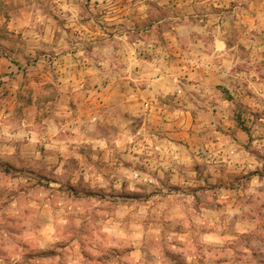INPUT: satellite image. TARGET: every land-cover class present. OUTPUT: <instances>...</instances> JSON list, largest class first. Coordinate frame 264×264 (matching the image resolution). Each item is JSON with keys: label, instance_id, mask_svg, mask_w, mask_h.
<instances>
[{"label": "clouds", "instance_id": "9594fccd", "mask_svg": "<svg viewBox=\"0 0 264 264\" xmlns=\"http://www.w3.org/2000/svg\"><path fill=\"white\" fill-rule=\"evenodd\" d=\"M187 2L191 5L194 0ZM51 3L59 6L62 16L71 12V25L80 19L82 9L79 5L86 0H51ZM236 3L237 7L230 15L221 17L212 14L211 8L213 5L227 8L228 0L223 4L220 0H199L197 7L206 9L205 14L209 16L206 24L202 21L193 24L186 18L180 20L169 16L173 29L168 33L171 41L168 46H156L155 39L129 43L131 38L126 32L118 35L115 41H97L91 34L86 37L81 32L77 58L86 66L92 85L99 86L97 91L102 93L110 89L125 93L123 98H112L113 107L122 109L117 120L118 134L104 131V122L113 119L108 110L97 111L85 119L82 113L75 114L65 108L56 115L50 114L42 124L35 123L36 116L43 119L40 112L25 111L21 117L0 110V163H16L37 180L46 178L45 173L50 177L53 169L60 182L71 178L76 185L83 176L85 183L76 189L79 194L88 195L84 188L89 185L100 186L104 191L98 195L111 197L115 189L121 199L116 204L111 199L73 202L42 190L39 194L36 191L27 195L21 193L10 208L0 211V248L12 253L20 242H26L45 249L61 238H67L65 233L78 235V230L86 228L91 236L83 239L86 245H92L88 250L94 256L100 255L99 250H94L100 245L121 251L134 249L130 257H124L131 264H161V240L172 242L177 238L184 248L173 245V250L183 252L188 264H198L201 259L204 264H216L217 261L264 264V218L260 215L264 213V180L253 175L251 182L246 184L245 177L233 175L231 181L239 191L221 194L219 203L226 205L223 211L213 212L201 207L198 212L197 206L205 197L202 192L195 194L198 185L204 184L209 177L213 186L224 181L231 187L228 173L237 170L254 173L257 168L264 167L241 146L247 145V135L240 133V143H237L229 131L234 125L225 128L221 123L243 110L252 126L251 147L264 151V139H259L264 136V67H261L264 62V55H261L264 53V3L259 6L258 0H236ZM100 4L104 7V0H100ZM108 4L111 5V0ZM137 6L141 15L151 12L144 0H137ZM233 17L234 24H229ZM221 19L225 21L223 24L219 23ZM48 23V16L41 8H34L23 22L25 30L32 34ZM234 31L248 41L250 55L245 56L238 47H229ZM67 38H62V47H66L63 40ZM48 39H51V31ZM84 44L91 45L90 52L85 51ZM170 48L177 49L176 60L170 57ZM69 67L73 65L70 63ZM66 76L67 79L62 78L65 93L71 90L78 97L87 94L80 81L69 86L73 76L67 70ZM218 83L228 87L245 107L241 109L237 103L224 99L216 91ZM106 84L107 88L104 87ZM141 88L150 100L131 109V116L138 119H123V113L128 111L124 102L134 99ZM171 97L175 98L177 107L167 117L168 123L153 121L155 113L150 115L149 110ZM27 103L24 101L22 106ZM193 110L198 113L194 128L197 138L187 146L171 144L168 132L173 125V116L179 117L185 111ZM57 117L60 119L53 125L52 121ZM64 117L68 118V123L63 122ZM218 129H223V134ZM88 148L92 149L93 162L100 159L99 153L103 151L107 171L103 166L92 167L79 155L81 149ZM70 158L79 161V166L66 168ZM124 162L129 166L125 167ZM198 174H202L204 180H198ZM18 183L27 184V181L12 182L7 186L16 189ZM169 184L179 185L182 191L192 194L169 197L163 203L156 199L147 204L122 202L143 197ZM3 186L0 183V187ZM52 187L58 188L60 184ZM235 196L241 198L239 203ZM166 209L169 219L183 224L184 235L177 237L172 232L162 237L159 228L145 227L146 221ZM5 213L16 218L17 223L12 227L20 229V233L12 238L4 231L8 226ZM74 247L76 251L72 256L75 259L69 257L68 264H80L82 260L79 244ZM149 253L154 260L148 259ZM11 259L19 261L21 255L16 253ZM0 264H5L4 257H0Z\"/></svg>", "mask_w": 264, "mask_h": 264}, {"label": "rangeland", "instance_id": "374dc122", "mask_svg": "<svg viewBox=\"0 0 264 264\" xmlns=\"http://www.w3.org/2000/svg\"><path fill=\"white\" fill-rule=\"evenodd\" d=\"M34 8H41L44 12H50V0H47V3H45V0H0V63H6V55L20 63V69L14 68L15 71H12L8 78L0 77V110H4L6 113L17 114L21 117L24 115L25 111L32 113L40 112L43 114V119H41L40 116H36L35 123L42 124L44 123V120L49 119V115L52 113L54 107L52 101L60 87V85H57L56 83L57 77L66 74V71H56L55 67H52V65H54L53 63H66L68 65L66 70L74 77L72 84L69 86L74 85L77 81H82L81 78L84 74L83 70L85 65L77 58L76 49L81 44V35L76 34L69 35L67 36V39L63 40L64 45L66 42H72V46L62 47L60 44L58 51L50 47L49 42L46 40L48 37L44 36V43L46 46H43L44 50L42 51H24L23 47L31 46H19L18 44L12 43L10 45H12L13 49L6 52V40H13L14 42L24 41V37L20 32H17V35L13 36L7 35L6 16H9L10 13L18 10L33 12ZM24 21L25 20L20 21L19 24H23ZM60 40L62 42V38ZM84 47L85 51H91L88 44H84ZM70 63L73 67H69ZM58 82L60 84L61 80H58ZM217 89L222 93L224 98L230 99L232 97L228 90L222 86H217ZM24 101H28V103L27 105L22 106ZM235 103H237L238 107H241V109L245 107L241 106L237 100ZM76 105L77 104L75 103H71L72 107H75ZM229 118H233L238 129L236 130L235 128V131H231L233 139H235L237 143H240L238 138L239 134H246L248 137L247 145L245 146L242 144L241 146L244 147L245 151L248 152L250 156H253L257 161L264 164V151L251 147L253 136L252 126L249 124L246 113L242 110L238 114H233ZM257 119H259L258 115ZM236 120H238L243 127H247L248 131L246 132L242 129ZM192 123H194V119ZM221 123L227 128V122L222 121ZM218 131L223 134V129H218ZM68 134L72 135V133ZM196 138L197 134L194 132V127L191 126L189 135L187 137L184 136L181 140L184 139L187 146L190 141ZM259 139H264V136L259 137ZM72 160L75 161V158L69 159L70 164L73 163ZM69 163L68 165H70ZM68 165L65 167L67 168ZM233 175L245 177L246 184L251 182L253 175H259V177L264 180V167L257 168L254 173L250 170H237L228 173V181L232 183L231 187H229L224 181H219L216 186H213L210 183L211 177H209L208 180L204 181V184L198 185L195 193L196 195H199V193L202 192L205 197L200 201V205L197 206L198 212L201 210V207L207 208L213 212L223 211L225 209L226 205L219 203L221 194L228 193L231 195L239 191L235 187V182L231 181ZM44 176L46 178L37 180L34 175H29L16 163H0V183L5 185L0 187V211H5L10 208L14 200L20 197L21 193L27 195L29 192L36 191L39 194L41 190L52 196L64 197L73 202L93 199L103 201L111 199L113 204L121 202L119 195L114 192L115 189L112 190V195L109 197L107 195H98V193L103 192L104 190H97L94 187L87 186L84 188V192L89 194L81 195L76 189L79 185H82V181L78 182L76 185L73 184L71 178L66 182H60L55 176L54 169L53 174L50 177L47 176V173H45ZM197 178L198 180H204L202 174H198ZM20 181H27V184L18 183L16 189H10L7 186L12 182ZM56 183H59L60 187L54 189L52 186ZM126 188L127 186L125 185V189ZM189 194L192 193L189 191H182L179 185L172 186L169 184L160 189H155L150 193H146L143 197L132 200L124 199L122 202L125 204H147L149 201L156 199L159 203H163L168 200L169 197L180 195L187 196ZM234 198L237 203L241 200L239 196H235ZM25 215H27V212H25ZM168 215L169 212L166 209L159 216H152L150 220L145 222V227L159 228L162 237L172 232H175L177 237L184 235L186 230L183 224L174 223L172 219L168 218ZM260 215L264 218V213H261ZM94 219H98V217H95ZM5 221L8 226L5 227L4 231L9 234L10 238L15 234L20 233L18 227H12V225L17 223L16 218L8 216L5 213ZM229 227H232V225H229ZM65 236L67 238H61L53 246L45 249H40L38 246L26 242H20L16 251L12 253L6 252L0 248V257H4L5 264H68L69 257L75 259V257L72 256V253L76 251L74 245L78 243L79 255L82 257L80 264H131L130 260L126 261L124 259L125 256H131L130 249L121 251L112 248H105L104 245H100L97 249H94L99 250L100 255L94 256L92 251L88 250L92 245H86L85 240L83 239L85 236H91V232L86 228L78 230V235H68L65 233ZM173 242L176 245L175 247L184 248V244L179 238ZM16 253L21 255V259L13 262L11 257ZM160 255L162 258L161 264H188L184 253L174 251L173 247L164 239L161 240ZM148 259L151 261L155 258L149 253ZM198 264H204V260H199ZM216 264H225V262L217 261Z\"/></svg>", "mask_w": 264, "mask_h": 264}, {"label": "crops", "instance_id": "0c3cea01", "mask_svg": "<svg viewBox=\"0 0 264 264\" xmlns=\"http://www.w3.org/2000/svg\"><path fill=\"white\" fill-rule=\"evenodd\" d=\"M151 10L150 13L146 15H141V9L137 6V0H111V5L108 4V0H104V7H101L100 0H96V3L93 4L92 0H86V3L80 4L79 6L82 9L81 17L75 24L69 23L71 17V12H67L65 15H60L59 6L51 3L50 0V12H45L48 16V24L41 25L39 30L34 34L29 33L23 27V24H19L20 21L26 20L32 12L16 11L6 16V28L8 30L7 35L13 36L17 35V32H20L24 37V41L14 42L13 40H6V52L13 49L12 43L18 44L19 46H31L23 47L24 51H42L44 43V38L48 37L49 31H51V39H46L49 42V45L52 49L59 50L61 44V38L69 35H81V32H84L87 37L88 34H91L97 41H115L116 37L121 33H127L131 38L129 43L134 42L135 40H148L151 41L155 39L156 46H168L171 41L168 39V33H172L173 26L169 22L168 17L174 16L178 17L180 20L187 19L193 24L203 22L206 24L208 22L209 16L205 14L206 9L198 8L199 0H194L193 4L189 5L187 0H167V3H164V0H144ZM220 3L223 4L224 0H220ZM264 3V0H258L257 6ZM237 7L236 0H228L227 8H217L215 5L212 6V14L219 15L224 17L230 15ZM243 8H247V5H241ZM5 19V18H4ZM225 21L221 19L219 22L223 24ZM235 17L231 21H228L229 24H234ZM175 35V33H173ZM45 36V37H44ZM158 37V38H157ZM159 39V40H158ZM122 44V42H121ZM248 41L240 37V33L234 31L233 39L229 42V47H238L241 53H244L245 56L250 55V49L247 48ZM66 46H72V42H66ZM74 46V45H73ZM88 47L91 49V45L88 44ZM119 47V45H117ZM108 55V53H104ZM169 55L173 60L178 58V52L175 48L169 49ZM264 55V53H261ZM56 71H66L68 68L66 63H53ZM261 67H264V62L261 63ZM20 69V63L14 61L10 56L6 55V63H0V77L8 78L12 71L15 69ZM83 77L81 82L83 83L84 90L86 95L78 97L72 94L71 90L65 93L63 90L62 78L67 79L66 74L60 77H57V85H60L59 91L56 93L53 102V110L51 115H56L65 108H70L75 114H83V118L91 114H95L97 111L103 112L108 110L111 112L113 119L106 120L104 122L103 128L104 131L109 133H119V123L117 122L120 117L121 108H114L112 98L114 96H119L123 98L125 96L124 91L118 89H110L106 93L97 91L99 86H94L91 83V77L87 74V68L84 67ZM74 79V77H73ZM264 79V77H262ZM58 80H61L59 84ZM72 80L69 81V85L72 84ZM222 86L232 95L230 99L224 98L222 93L217 89V86ZM105 88L108 87L106 84ZM216 91L226 100L230 102L236 101V97L228 87L222 83H218L215 86ZM144 89H139V93L135 96L134 99H130L124 102V106L127 107L128 111L123 113V119H138L131 116V109L137 105L145 103L146 100H150V97H146L144 94ZM67 101V103H64ZM71 103L77 104L75 107L71 106ZM177 107L175 103V98L171 97L168 100H161L159 105H153V108L149 110V114L155 113L152 117L153 121H163L165 124L168 123L167 117L173 114L174 109ZM259 116V115H258ZM194 117V118H193ZM198 113L196 111H185L182 116L176 117L173 116V125L169 129L168 136L170 137L171 144L173 145H184L186 146L185 140H181L184 136H188L190 133V127H196ZM60 117H57V120H53L52 124L54 125ZM194 119V123H192ZM64 123H68L69 120L67 117L63 118ZM229 124L234 125V127L229 128V131H235L237 127L234 123L233 118H228L227 121ZM131 126V125H130ZM141 126H143L141 122ZM138 132L139 129L137 128ZM92 149H81L79 155L83 156L89 165L99 169L100 167H107L103 164L104 153L101 151L99 153L100 159L93 162L91 159ZM73 163L68 165V167H78L79 161L72 160ZM124 166L128 167L127 162H124ZM67 167V168H68ZM107 179V175L104 176ZM73 181V180H72ZM82 181V185L85 183L83 176L79 177L78 182ZM89 187H92L89 185ZM97 190H104L100 186L94 187ZM102 188V189H101ZM100 192V191H99ZM118 194L116 191H114ZM119 195V194H118ZM170 246H176L175 243L168 242ZM134 249H130V254H132Z\"/></svg>", "mask_w": 264, "mask_h": 264}, {"label": "trees", "instance_id": "16d2710c", "mask_svg": "<svg viewBox=\"0 0 264 264\" xmlns=\"http://www.w3.org/2000/svg\"><path fill=\"white\" fill-rule=\"evenodd\" d=\"M228 98H230V97H228ZM236 121L238 122V124H240L238 120H236ZM240 126H241L242 129H244L246 132L248 131V128H247V127H243L241 124H240Z\"/></svg>", "mask_w": 264, "mask_h": 264}]
</instances>
